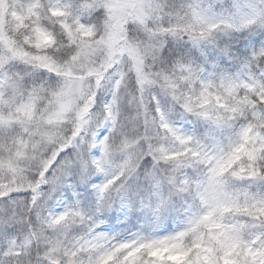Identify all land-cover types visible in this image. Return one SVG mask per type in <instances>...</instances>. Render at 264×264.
I'll list each match as a JSON object with an SVG mask.
<instances>
[{"label": "snow or ice", "instance_id": "6c2138e0", "mask_svg": "<svg viewBox=\"0 0 264 264\" xmlns=\"http://www.w3.org/2000/svg\"><path fill=\"white\" fill-rule=\"evenodd\" d=\"M0 264H264V0H0Z\"/></svg>", "mask_w": 264, "mask_h": 264}]
</instances>
